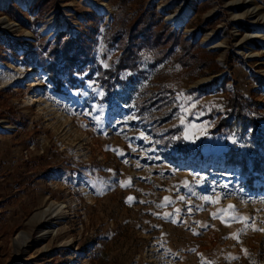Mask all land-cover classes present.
<instances>
[{
    "label": "rangeland",
    "instance_id": "rangeland-1",
    "mask_svg": "<svg viewBox=\"0 0 264 264\" xmlns=\"http://www.w3.org/2000/svg\"><path fill=\"white\" fill-rule=\"evenodd\" d=\"M18 1L0 5V19L20 28H0V264H264V172L249 187L224 162L231 144L246 152L251 133H210L236 93L258 102L246 111L264 134V0H42L41 10ZM138 7L213 52L218 71L193 78L143 53L140 73L105 95L86 70L56 88L26 52L38 51L35 33L73 37L93 12L102 18L92 55L104 68L117 54L102 40L113 14ZM175 12L187 13L180 25L168 19ZM49 199L65 213L41 236L31 216Z\"/></svg>",
    "mask_w": 264,
    "mask_h": 264
},
{
    "label": "trees",
    "instance_id": "trees-1",
    "mask_svg": "<svg viewBox=\"0 0 264 264\" xmlns=\"http://www.w3.org/2000/svg\"><path fill=\"white\" fill-rule=\"evenodd\" d=\"M118 1L124 4L127 0ZM42 2L37 0L35 8L41 10L44 7ZM4 12L12 16L20 26L28 27L27 19L14 5H9ZM85 16L88 23L75 36L70 37L64 31H57L50 40L44 41V37L35 33L34 40H37L38 51H26L38 64L43 65L44 71L56 88L62 84L63 79L74 82L73 73L82 74L86 70L87 78L95 73L94 79L104 94L108 95L118 86L124 85L126 80L130 81L132 74L140 73L139 61L143 53L150 56L153 64L171 58V62L176 63L184 75H190L193 70H197L193 78L218 71L213 61V52L200 47L197 42L181 37V33L163 23L161 15L152 8L141 7L135 8L126 18L113 14L110 28L105 31L102 40L105 49L113 48L117 54L103 68L95 62L92 55L96 41L94 35L98 31L95 23L102 17L93 12L85 13ZM199 29L203 31L205 27ZM59 73L64 74V78L61 79ZM124 73H128L126 78L122 77ZM262 80L256 79L257 84H262ZM223 81L224 78L220 82L222 87ZM215 82L216 79L211 81ZM135 104L137 112L141 113L145 108L144 104L138 101ZM257 104L258 102L248 100L240 94L228 93L224 102L225 113L215 120L210 129L211 134L233 131L244 133L249 129L251 135L246 152L236 144H231L224 154L226 164L238 166L241 172L246 174L245 180L249 187L252 180L264 172V134L257 133L258 122L246 111V108ZM170 138L171 133L166 134L164 145L168 144Z\"/></svg>",
    "mask_w": 264,
    "mask_h": 264
},
{
    "label": "bare ground",
    "instance_id": "bare-ground-1",
    "mask_svg": "<svg viewBox=\"0 0 264 264\" xmlns=\"http://www.w3.org/2000/svg\"><path fill=\"white\" fill-rule=\"evenodd\" d=\"M3 1H9V0H0V5L3 4ZM21 5H25L27 3L26 0H19L18 1ZM100 7H102L101 4H99ZM187 17V13L186 12H175L172 15L168 16V19L175 25H180L182 24ZM0 28L2 30H5L11 34H15L17 31L20 30L19 26H16L15 24H13V22H11L9 19H0ZM26 33V32H25ZM32 75V73H31ZM29 75L27 74H23L21 77L22 79L28 78ZM31 78V77H30ZM29 80V79H28ZM34 96V94H30L28 96L25 97L24 102L25 103H29L32 100V97ZM63 206L61 202L55 201L53 199H49L46 204L36 210L31 218L34 222L39 223V233L41 234V236L49 233L52 234L53 232L50 230V228L52 227V219H53V215H57V216H62L63 213ZM55 218V217H54ZM17 241L19 242H24V240L26 239V237L23 236L22 233H19L17 236Z\"/></svg>",
    "mask_w": 264,
    "mask_h": 264
},
{
    "label": "snow or ice",
    "instance_id": "snow-or-ice-1",
    "mask_svg": "<svg viewBox=\"0 0 264 264\" xmlns=\"http://www.w3.org/2000/svg\"><path fill=\"white\" fill-rule=\"evenodd\" d=\"M183 122V121H182ZM194 127V126H193ZM189 137H185V139H188ZM187 186V182H185V187ZM224 187H227V185H224ZM129 199H132L131 197L129 198ZM179 199H181V200H183L184 199V197L183 196H181V197H179ZM203 199H205V200H211V198L210 197H203ZM165 200H168V198L167 197H165ZM211 202L212 203H216V202H218V198H217V200H211ZM234 208V206L233 205H229L228 206V210H231V209H233ZM221 211H224V210H221ZM236 217L234 216L233 217V219H235Z\"/></svg>",
    "mask_w": 264,
    "mask_h": 264
}]
</instances>
